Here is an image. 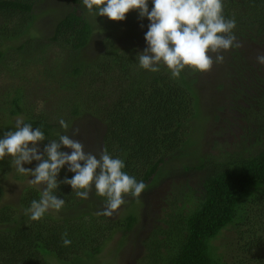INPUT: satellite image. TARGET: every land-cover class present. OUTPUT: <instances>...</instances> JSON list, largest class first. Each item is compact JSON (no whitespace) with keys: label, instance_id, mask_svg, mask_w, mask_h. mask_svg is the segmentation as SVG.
<instances>
[{"label":"trees","instance_id":"1","mask_svg":"<svg viewBox=\"0 0 264 264\" xmlns=\"http://www.w3.org/2000/svg\"><path fill=\"white\" fill-rule=\"evenodd\" d=\"M41 1L0 0V40L26 32ZM72 1L71 9L47 37L28 39L18 48L28 44L31 50L57 47L71 53L85 48L93 28L82 0ZM223 14L236 20L235 36L264 43V0H224ZM2 58L0 50V61ZM239 58L240 52L234 48L230 72L241 86L236 92L244 94L245 103H236V110L250 122L249 133L257 139L254 146L258 148L255 154H236L218 161L208 157L187 166V170H211L202 183V194L195 198L190 195L188 204L170 206L162 224L147 237L138 264H237L218 254L212 240L226 228L245 223V210L250 204L252 210H259L264 217V88L258 87L261 79L259 85L256 79L245 83L241 66L238 67ZM183 72L180 78L173 79L161 66L159 72L146 75L127 50H113L109 45L89 65L63 67L62 87L71 91L63 118L27 114L24 123L40 127L45 133L44 142L48 143L55 140L51 133L60 127V119L69 123L83 112L94 115L104 123L103 150L123 159L124 171L148 187L161 166L182 152L190 120L196 115V98L189 76ZM252 87L256 92L249 96L244 89ZM9 96V116L16 115L22 102L20 90L16 88ZM252 109L256 116L250 120ZM6 129L9 131L5 126L4 133ZM7 165V160H0V174L7 170ZM65 175L71 178L73 174L61 170L58 179ZM2 188L0 179V198ZM39 194L36 188L28 186L19 196L18 207L0 205V264H50L45 251L53 254L50 262L53 258L66 264L85 255H97L115 232L126 235L137 221L133 213L116 219L85 214L63 218L46 213L33 221L25 209L32 200L39 199ZM57 195L65 200L63 208L76 207L81 201L68 185L61 184ZM64 238L70 239L71 244L65 246ZM239 264H264V257L260 262L244 259Z\"/></svg>","mask_w":264,"mask_h":264},{"label":"rangeland","instance_id":"2","mask_svg":"<svg viewBox=\"0 0 264 264\" xmlns=\"http://www.w3.org/2000/svg\"><path fill=\"white\" fill-rule=\"evenodd\" d=\"M72 2L42 0L36 5L33 22L26 32L0 40V50L3 54L0 61V136L4 134L5 126L14 131L17 119L24 121L27 114L64 117L68 97L71 95L69 89L62 87L65 81L62 78V70L66 65H89L110 45L113 50H127L139 66L138 54L146 47L144 34L149 22L146 18L140 19L135 10L126 13L124 21L96 17L95 22L94 14L85 9L93 34L87 46L76 53L57 47H38L31 50L28 44L22 49L18 48L27 43L28 39L47 37L56 22L71 9ZM236 42L240 52L238 67L241 66V76L245 83L256 79L258 84L261 79L258 87L264 88V66L256 63V56L264 54V43L253 42L240 36H236ZM232 51L233 49L224 52V62L213 64L207 72H194L189 68L184 70L183 73L189 76L188 82L196 98V115L190 120L186 144L180 155L161 166L139 197L126 196V203L111 216H106L103 215L106 200L98 197L93 189L89 198L81 199L76 207L47 212L51 216L63 218L85 214L116 219L129 213L137 217L135 225L126 235L121 231L115 232L104 242L99 254L85 255L68 264H138L144 253L147 237L154 228L162 224L163 217L171 210L170 206L173 203L188 204L190 195L193 198L201 196L202 183L211 170H187V166L199 164L208 157L218 161L236 154H255L258 146H254V142L257 139L249 133L250 122L243 113L236 110V103L240 106L245 103L244 94L236 92L241 86L234 81L236 77L231 76L229 63ZM151 73L144 70L146 75ZM16 88L20 90L22 102L19 112L9 116L6 100L11 99L9 95H13ZM244 90L249 96L256 92L254 87ZM254 109L249 113L250 120L253 115L256 116ZM68 124L69 130L65 132L60 126L52 131V137L57 139L58 135L67 134L82 143L85 152L99 156L103 150L104 123L94 115L83 112L72 118ZM72 129H79V134L73 135ZM4 160H7L8 165L7 170L0 174L3 186L0 205L18 207L19 196L25 187L31 186L38 191L40 188L29 183L31 177L16 171L12 157H5ZM35 165L36 162L23 166L34 168ZM250 207L251 204L245 210V215H248L245 223L226 228L212 240L218 254L222 253L228 261L238 262L237 264L244 259L247 262H260L264 257V223L261 221L264 217L259 210H252ZM253 217L257 219H252ZM43 253L50 264H66L53 258L51 263L49 258L53 254L46 251Z\"/></svg>","mask_w":264,"mask_h":264},{"label":"clouds","instance_id":"3","mask_svg":"<svg viewBox=\"0 0 264 264\" xmlns=\"http://www.w3.org/2000/svg\"><path fill=\"white\" fill-rule=\"evenodd\" d=\"M82 3L94 14L95 22L96 17L124 21L131 10L140 19L146 18L149 22L144 34L146 47L138 54L139 66L152 73L163 66L173 79L180 78L186 68L207 72L213 64L224 62V52L239 47L233 31L236 20L225 18L224 0H82ZM256 63L264 66V54L256 56ZM59 124L65 132L69 130L64 119ZM72 134H79V129H72ZM45 140L40 127L34 128L22 119H17L14 131L0 136V160L12 157L16 171L31 177L29 183L40 188L39 199L32 200L25 209L31 220L38 221L49 210L59 212L63 208L65 200L57 195L61 184L70 186L82 200H87L94 189L98 197L106 200L103 210L106 216L125 204L126 196L139 197L145 190L143 181L124 171V160L113 157L107 150H101L99 156L85 152L84 145L67 134L43 144ZM33 162L34 168L23 166ZM62 169L72 173L71 178L65 175L58 179ZM63 244L68 246L71 240L64 238Z\"/></svg>","mask_w":264,"mask_h":264}]
</instances>
